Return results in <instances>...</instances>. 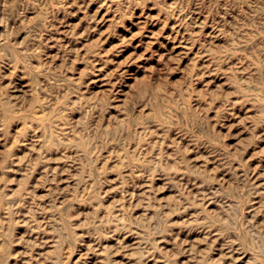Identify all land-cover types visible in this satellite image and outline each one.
Here are the masks:
<instances>
[{
	"label": "rangeland",
	"instance_id": "rangeland-1",
	"mask_svg": "<svg viewBox=\"0 0 264 264\" xmlns=\"http://www.w3.org/2000/svg\"><path fill=\"white\" fill-rule=\"evenodd\" d=\"M0 264H264V0H0Z\"/></svg>",
	"mask_w": 264,
	"mask_h": 264
}]
</instances>
